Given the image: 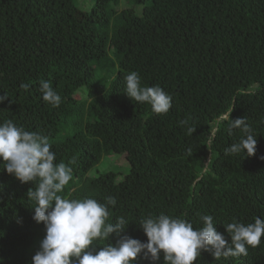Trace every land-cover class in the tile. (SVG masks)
<instances>
[{
	"label": "trees",
	"instance_id": "1",
	"mask_svg": "<svg viewBox=\"0 0 264 264\" xmlns=\"http://www.w3.org/2000/svg\"><path fill=\"white\" fill-rule=\"evenodd\" d=\"M132 71L173 97L166 114L127 96ZM41 80L62 97L59 107L42 99ZM5 93L0 123L48 136L55 163L75 158L59 195L117 200L107 222L128 225L94 241L96 251L124 236L146 243L140 222L149 215L194 228L211 215L229 241L226 224L264 218V0H0ZM231 110L253 129L255 155H225L243 135L230 134L227 121L210 140L211 122ZM36 183L7 173L0 159V264H33L40 249L46 229L28 198ZM136 264H164L163 254ZM193 264H264V237L246 256L202 251Z\"/></svg>",
	"mask_w": 264,
	"mask_h": 264
},
{
	"label": "clouds",
	"instance_id": "2",
	"mask_svg": "<svg viewBox=\"0 0 264 264\" xmlns=\"http://www.w3.org/2000/svg\"><path fill=\"white\" fill-rule=\"evenodd\" d=\"M124 79V92L131 100L151 105L155 114H166L171 109L173 97L161 86H142L136 71ZM19 87L27 91L31 85L21 82ZM40 92L46 103L52 107L60 106L62 97L50 81H40ZM8 98L6 93L0 95V103ZM232 110L211 122L209 138L214 139L221 123L227 121L230 134L232 129H239L243 135L238 142L224 149L225 155L253 156L257 150L253 129L246 118L231 119ZM181 123L187 124V121ZM194 131L195 128H188L189 133ZM51 149L48 136L28 131L12 120L0 123V159L7 173L24 183L37 182L35 190L28 192V198L36 203L33 219L37 223L43 222L46 235L32 258L33 264H136L141 254L152 262L158 261L163 254L164 264H193L202 251H210L215 259L246 256L249 246L255 248L261 244L264 237V218L261 217H256L254 223L233 220L226 224L229 241L216 230L211 215H202L203 226L194 228L187 219L162 213L141 220L146 243L124 236L115 246L108 243L96 251L94 241L109 240L113 233L119 235L128 222L124 217H117L114 223L107 222L109 206L117 204L115 197L109 196L106 203H100L91 197L76 199L59 195L72 180L69 165L75 163V158L68 164L55 163L56 154Z\"/></svg>",
	"mask_w": 264,
	"mask_h": 264
},
{
	"label": "rangeland",
	"instance_id": "3",
	"mask_svg": "<svg viewBox=\"0 0 264 264\" xmlns=\"http://www.w3.org/2000/svg\"><path fill=\"white\" fill-rule=\"evenodd\" d=\"M77 19L80 21V23H85L88 20V18H86V16L80 15V14L77 15ZM118 160H119V163H122L123 162V158H120ZM125 163H126V161H125ZM117 166L123 167L124 165H118L117 164ZM126 168H127V163H126Z\"/></svg>",
	"mask_w": 264,
	"mask_h": 264
}]
</instances>
